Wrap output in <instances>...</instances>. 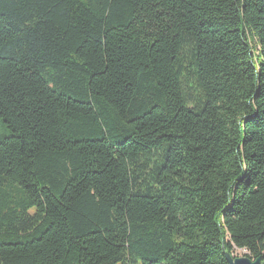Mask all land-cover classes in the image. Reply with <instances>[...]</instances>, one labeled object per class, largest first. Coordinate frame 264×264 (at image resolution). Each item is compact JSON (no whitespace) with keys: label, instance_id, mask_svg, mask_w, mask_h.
<instances>
[{"label":"trees","instance_id":"16d2710c","mask_svg":"<svg viewBox=\"0 0 264 264\" xmlns=\"http://www.w3.org/2000/svg\"><path fill=\"white\" fill-rule=\"evenodd\" d=\"M264 256V0H0V264Z\"/></svg>","mask_w":264,"mask_h":264},{"label":"water","instance_id":"95a60500","mask_svg":"<svg viewBox=\"0 0 264 264\" xmlns=\"http://www.w3.org/2000/svg\"><path fill=\"white\" fill-rule=\"evenodd\" d=\"M224 257L228 264H264V256L263 258H258L256 260H251L245 256H235L224 252Z\"/></svg>","mask_w":264,"mask_h":264},{"label":"rangeland","instance_id":"374dc122","mask_svg":"<svg viewBox=\"0 0 264 264\" xmlns=\"http://www.w3.org/2000/svg\"><path fill=\"white\" fill-rule=\"evenodd\" d=\"M234 255L240 257V256L246 255V252L245 251H240V250H235L234 251Z\"/></svg>","mask_w":264,"mask_h":264}]
</instances>
